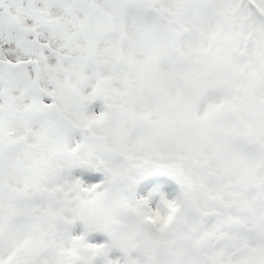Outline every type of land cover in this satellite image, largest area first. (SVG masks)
<instances>
[{"label":"snow or ice","instance_id":"1","mask_svg":"<svg viewBox=\"0 0 264 264\" xmlns=\"http://www.w3.org/2000/svg\"><path fill=\"white\" fill-rule=\"evenodd\" d=\"M0 264H264V0H0Z\"/></svg>","mask_w":264,"mask_h":264}]
</instances>
